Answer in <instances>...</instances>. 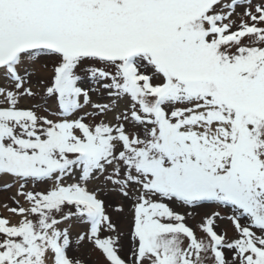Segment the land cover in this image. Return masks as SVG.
I'll return each mask as SVG.
<instances>
[{
	"label": "snow or ice",
	"instance_id": "obj_1",
	"mask_svg": "<svg viewBox=\"0 0 264 264\" xmlns=\"http://www.w3.org/2000/svg\"><path fill=\"white\" fill-rule=\"evenodd\" d=\"M5 176L0 264H264V0H0Z\"/></svg>",
	"mask_w": 264,
	"mask_h": 264
},
{
	"label": "rangeland",
	"instance_id": "obj_2",
	"mask_svg": "<svg viewBox=\"0 0 264 264\" xmlns=\"http://www.w3.org/2000/svg\"><path fill=\"white\" fill-rule=\"evenodd\" d=\"M237 22H239V21H237ZM32 103H33L32 100L26 98L22 101L21 106L22 107H29V106H31ZM66 179H67V182H69V183L74 182L73 178H66ZM4 182L12 183V180L10 177H6V176L0 177V205L8 204L9 207L15 206L14 204H12V202L10 200H8V197L12 193H14L16 191V189L13 188L10 192L3 190V183ZM50 186H51L50 183H47V182L39 183L38 182L35 185H29L28 190H30V191H46L50 188ZM99 187H101L99 182H94V183L89 184L90 189H96ZM98 194L101 196V198H105L108 200L113 199V197H111L110 194L105 195L104 192H100ZM21 202L24 203L23 200ZM177 210L181 211L182 213L185 211L192 213L191 216L186 217L187 222L190 226L198 225L202 221V218H204L207 214H210L212 211H219L221 213V216H227V215L231 214L228 209L217 208L215 205H212V204H206L202 207L188 208V209L178 208ZM0 215L8 217L12 223H18L21 219L20 216L11 214L10 212H8L3 207H0ZM217 224L219 225V227L216 229L218 232L221 229H225V230H227V234L230 238L235 235L234 230H233L230 222L218 219ZM121 230L125 233L123 239H124L125 243L127 244V240H128L127 224L123 220H121ZM198 235L202 236L203 233L198 232ZM78 254L81 255L83 258L87 259L88 264H100V254H99V252L92 251L90 244H85L83 248H80Z\"/></svg>",
	"mask_w": 264,
	"mask_h": 264
}]
</instances>
